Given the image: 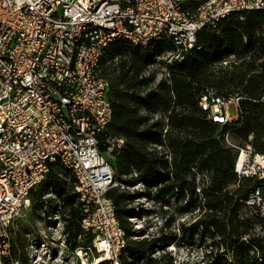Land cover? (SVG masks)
<instances>
[{
  "label": "trees",
  "instance_id": "16d2710c",
  "mask_svg": "<svg viewBox=\"0 0 264 264\" xmlns=\"http://www.w3.org/2000/svg\"><path fill=\"white\" fill-rule=\"evenodd\" d=\"M171 48L166 40L140 48L121 39L105 48L101 60L112 107L107 132L125 140L109 161L116 185L107 193L126 237L118 264H173L165 251L154 255L176 240L163 232L170 222L151 237H136L132 229L133 202L140 197L191 215L193 222L181 225V231L205 235L235 264H264V218L245 203L260 181L237 177L238 151L224 142L227 133L237 146L249 144L264 152V11L235 13L215 29L198 31L195 48L181 61L165 65L155 58V51ZM153 66L163 70L157 83ZM208 89L241 97L237 119L219 124L206 118L198 102ZM137 183L142 191H127ZM74 185L71 171L55 162L30 192V209L38 217L42 212L48 228L59 217L71 252L92 243L80 225L82 204ZM24 247L23 238L14 233L0 264H31Z\"/></svg>",
  "mask_w": 264,
  "mask_h": 264
},
{
  "label": "built area",
  "instance_id": "2783aa9c",
  "mask_svg": "<svg viewBox=\"0 0 264 264\" xmlns=\"http://www.w3.org/2000/svg\"><path fill=\"white\" fill-rule=\"evenodd\" d=\"M257 10L264 0H0V258L9 253L11 227L30 209V192L58 162L75 177L92 249L118 264L126 237L107 193L116 185L109 161L125 140L107 132L105 48L121 39L140 48L166 40L172 48L154 54L170 65L195 48L198 31ZM240 99L208 89L198 105L207 119L228 124L235 118L227 107L239 112ZM224 142L238 151L237 177L260 181L245 203L264 218V152L237 146L227 133Z\"/></svg>",
  "mask_w": 264,
  "mask_h": 264
},
{
  "label": "rangeland",
  "instance_id": "374dc122",
  "mask_svg": "<svg viewBox=\"0 0 264 264\" xmlns=\"http://www.w3.org/2000/svg\"><path fill=\"white\" fill-rule=\"evenodd\" d=\"M150 69L156 70L154 83H157L163 77V70L158 66ZM227 113L231 118L237 119L236 105H228ZM126 189L129 192L142 191L143 186L137 183ZM159 205L143 197L137 198L133 202L135 214L130 218L132 229L139 238L156 235L166 221L170 222L163 232L176 235V240L156 251L155 256L158 257L165 251L173 259V264H235L222 250L216 249L205 235L194 234L189 230L184 231L185 233L181 231V225L184 228L193 222L191 215L179 214L173 209L174 206L160 208ZM42 215L41 212V217H38L36 212L28 209L21 213L13 225L11 239L14 233L23 238L31 264H97L102 260L91 245L85 249L78 247L71 252L61 234L62 222L59 217H53V226L48 228L49 220Z\"/></svg>",
  "mask_w": 264,
  "mask_h": 264
}]
</instances>
